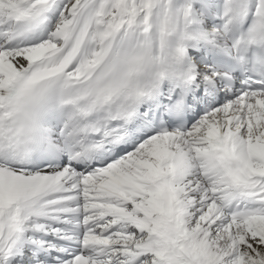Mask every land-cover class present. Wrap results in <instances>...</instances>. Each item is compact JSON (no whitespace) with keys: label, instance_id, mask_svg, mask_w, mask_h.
I'll use <instances>...</instances> for the list:
<instances>
[{"label":"snow or ice","instance_id":"snow-or-ice-1","mask_svg":"<svg viewBox=\"0 0 264 264\" xmlns=\"http://www.w3.org/2000/svg\"><path fill=\"white\" fill-rule=\"evenodd\" d=\"M0 264H264V0H0Z\"/></svg>","mask_w":264,"mask_h":264}]
</instances>
